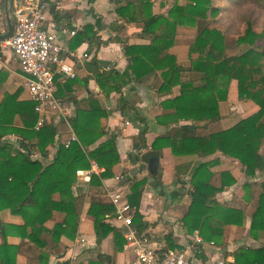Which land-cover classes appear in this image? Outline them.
<instances>
[{
    "label": "trees",
    "instance_id": "trees-1",
    "mask_svg": "<svg viewBox=\"0 0 264 264\" xmlns=\"http://www.w3.org/2000/svg\"><path fill=\"white\" fill-rule=\"evenodd\" d=\"M112 1L116 16L123 23L140 28L141 36L148 44L128 45L123 41L124 56L129 64L121 73L114 70L95 71L94 80L99 89L106 97L112 93L120 94L131 84H145L153 75L159 79L155 87L158 97H165L171 94L173 88L179 87L178 96L161 103L172 113L160 117L159 123L176 125L184 121L190 122V125L155 139L151 151L155 154L163 148H169L174 156L197 155L200 158L220 153L238 163L247 180L242 189L247 194L251 190L259 192V205L251 217L249 228L251 237H256L259 231L264 230V181L250 180L255 177V172H264V51L258 45L264 41V31L257 32L252 21L246 19L241 33L233 37L226 36L224 31L212 27L220 12L213 5L215 0H185L184 5H179L176 0L166 15L153 13L152 0ZM257 2L264 6V0ZM184 29L194 32L188 49L189 67L180 65L173 53L176 39ZM81 39L92 45L95 43V33L91 28H85ZM186 72L194 75V78L188 76L186 81L182 80ZM60 78L57 75L54 80L57 86L55 95L63 99L64 87L69 88L74 80L66 79L59 86ZM231 82L236 84L237 100L253 103L257 112L238 119L225 129L211 130L213 125L223 119L221 109L227 102ZM16 99L14 95H6L0 105V141L10 135L20 138L18 150L0 142V203L7 202L6 207L11 212L21 214L25 219L28 215L29 218L37 215L34 218L37 222L25 220V227L32 228L27 238L37 247L52 251L62 236L73 239L77 232L83 197L76 198L71 191L75 172L89 169V160L95 161L104 171L99 176L91 177L90 187L99 190L101 180L113 178L112 169L119 163V155L113 142L94 146L103 134L100 119L105 117V112L96 100L88 99L86 111L78 110L70 119L77 142L70 143L67 148L65 142H59L53 160L46 164L31 160L20 150L30 149L46 157V149L54 143L57 130L45 124L36 131L34 126L37 116L33 104L29 101L17 102ZM126 107V103H123L121 111ZM16 117L21 127H13ZM138 119L142 122V119ZM207 167L206 163L199 164L190 178V203L180 220L189 234L197 230L200 235L204 232L217 235L222 233L224 227L243 225V213L240 210L221 206L215 201L217 193L236 185V179L229 172L213 175ZM160 179V176L140 180L134 178L130 193L125 197L134 210L132 224L138 233L148 227L138 213L141 195L146 186L161 187ZM54 194L60 196L57 203L51 199ZM4 209L5 206L0 205V211ZM52 211L65 216L63 224L48 232L43 228V222L50 218ZM113 212L110 203L99 198L90 199L87 214L93 222L96 245L113 234L114 247L121 251L125 244L122 235L105 223ZM1 227L5 226L0 222ZM44 233L51 236L43 237ZM159 244L160 248L155 250L159 258L170 250L179 251L170 236ZM15 251L5 242L0 245L1 264H9V255ZM48 257V254L42 253L39 264H48ZM235 261L241 264H264V246L239 250ZM62 264L71 262L67 260ZM89 264H111V260L98 255Z\"/></svg>",
    "mask_w": 264,
    "mask_h": 264
},
{
    "label": "crops",
    "instance_id": "crops-1",
    "mask_svg": "<svg viewBox=\"0 0 264 264\" xmlns=\"http://www.w3.org/2000/svg\"><path fill=\"white\" fill-rule=\"evenodd\" d=\"M20 2L21 0L12 1L13 15ZM153 2L154 0L152 4ZM0 9L3 11L7 27V6L4 0H0ZM88 27L95 33V43L92 45L81 39L82 31ZM42 29L54 34L58 43L67 50L66 62L76 71V77L70 87L63 89V99H58L55 95L56 99L67 109L69 116L64 119L54 115L46 122L57 130L54 143L46 149V157H41L30 149L20 151L25 152L31 160H40L43 164L51 162L59 142L66 143L71 134H74L70 119L78 110L86 111L88 99H93L105 112V117L100 119L103 134L94 146L113 142L119 155V163L112 169L113 178L101 180L99 190L90 187V180L89 182L80 181L75 175V183L71 191L74 197H83V203L79 210L77 232L73 239L62 236L58 246L52 251L48 248L37 247L27 238L32 228L25 227V220L37 222L34 221L37 215L32 218L28 215L25 219L21 214L11 212L6 207L7 202L2 201L0 205H4L5 209L0 211V222L5 227L0 228V245L5 242L16 249L15 253L9 255V264H39V257L42 253L48 254V264H62L67 260L71 264H89L90 261L96 260L98 255L109 257L111 264H133L131 249L122 248L121 251H117L114 247L113 234L103 239L98 246L96 245L93 222L87 214L90 199L99 198L110 203L109 194L116 192L126 197L130 193L129 188L134 178L128 183L124 182L123 178L145 161L147 153H153L151 145L154 140L170 135L177 128L190 125V122L184 121L176 125L159 123L160 117L172 113V110L165 109L161 103L178 96L179 87L173 88L171 94L165 97H158L155 87L158 86L159 79L153 75L143 85L131 84L120 94L112 93L108 97L103 95L94 80V72H108L105 67L119 73L126 69L129 61L124 56L123 41L128 45L148 44V41L141 36L140 28L123 23L116 16L115 4L112 0H49ZM98 43L101 44L97 46ZM173 53L175 54L174 51ZM69 54L74 56H69ZM186 76L182 80L186 81L188 79ZM64 80L66 79L62 77L58 80L59 86L64 84ZM25 83L26 77L21 73L18 63L11 53L5 52L0 63V105L6 95L16 96L17 102H31ZM234 86L233 83V92L236 89ZM232 98H234L233 95ZM228 102L230 101L223 104L221 110L227 106ZM123 103H126L127 107L121 111ZM246 105L247 111L237 116V120L257 112V107L253 103L249 102ZM138 118L142 119V122ZM230 121L224 113L223 119L213 125L211 130L225 129ZM13 127H21L18 117L15 118ZM0 142L18 150L20 138L10 135L2 138ZM154 155L159 158V176L162 186H146L138 207L139 215L148 226L143 233L147 236L150 246L156 247L165 237L170 236L179 251H186L187 259L192 264H210L219 259L235 261V255L239 250H252L264 246V230L259 231L254 238L249 234L251 217L260 201L259 192L251 190L247 194L242 189V185L247 180L238 163L220 153L207 158H200L197 155L174 156L169 148H163ZM204 163L208 165L207 170L211 174L229 172L236 179V185L217 193L215 201L221 206L240 210L243 213L241 227L227 226L220 234L204 232L200 235L197 230L189 234L180 223L190 203L192 193L190 178L198 165ZM116 177H119L120 181L116 180ZM135 178L137 180L151 178V175L144 171ZM250 181H264V172H255V177ZM51 199L57 203L60 196L54 194ZM10 204L13 205V202ZM64 216L63 213L52 211L50 218L43 222V228L51 232L55 226L63 224ZM38 217L41 218V215ZM105 223L121 234L120 230L114 226L112 215L105 220ZM195 233L202 240L200 245L194 243ZM45 236L50 237L51 235L44 233L43 237ZM188 246L191 247L190 251L186 250Z\"/></svg>",
    "mask_w": 264,
    "mask_h": 264
},
{
    "label": "built area",
    "instance_id": "built-area-1",
    "mask_svg": "<svg viewBox=\"0 0 264 264\" xmlns=\"http://www.w3.org/2000/svg\"><path fill=\"white\" fill-rule=\"evenodd\" d=\"M48 1L21 0L14 13L13 35L8 39L0 40V63L5 52L11 53L18 63L21 73L26 77L25 87L37 116L34 126L36 131L41 129L51 116L68 118L67 109L55 97L54 80L57 75L69 80L76 77L74 67L66 62L67 50L58 43L54 34L42 29ZM6 32L4 14L0 9V36L5 35ZM69 56L74 55L69 54ZM105 69L109 70V67H105ZM73 142H77V138L71 134L64 146L67 148ZM89 165V169L75 172L78 180L89 182L93 175L99 176L104 171L93 160H89ZM116 180L120 181V178L116 177ZM108 198L114 208L112 214L114 226L120 230L125 241L123 248L131 249L133 264H192L187 259L186 251L167 252L159 258L155 250L160 248V244L156 247L150 246L147 236L143 232L138 233L134 228L132 224L134 210L126 198L118 192L109 194ZM194 243L196 245L202 243L196 233L194 234ZM186 250L190 251L191 247L188 246ZM210 264L239 263L233 260L219 259Z\"/></svg>",
    "mask_w": 264,
    "mask_h": 264
},
{
    "label": "rangeland",
    "instance_id": "rangeland-1",
    "mask_svg": "<svg viewBox=\"0 0 264 264\" xmlns=\"http://www.w3.org/2000/svg\"><path fill=\"white\" fill-rule=\"evenodd\" d=\"M177 2L179 5H184L186 1L178 0ZM175 3L176 0H154L152 4V11L158 14L166 15L168 10ZM213 5L218 7L220 12L216 17L215 22L212 24V27H216L217 29L224 31L226 36L228 35L229 37H233L236 34L241 33L246 19H250L252 21L254 30L257 32L264 31V6L259 4L257 0H215ZM193 33V30L190 29L181 30L173 47L177 62L184 67H189L188 49L192 41ZM258 45L264 51V41L258 43ZM185 75H187L186 77L189 76L190 78H194V75H191L188 72H186ZM232 83L233 82H231L229 86L227 97V101L230 102H228L227 106L222 110L223 115L225 113V116L227 115V117L231 120L228 123V126L235 123L237 116L247 111L248 107L246 104L249 103L248 101L237 100L236 89L233 92ZM234 85V87H236L235 82ZM232 95L234 98L231 99ZM168 252L173 251L170 250Z\"/></svg>",
    "mask_w": 264,
    "mask_h": 264
},
{
    "label": "water",
    "instance_id": "water-1",
    "mask_svg": "<svg viewBox=\"0 0 264 264\" xmlns=\"http://www.w3.org/2000/svg\"><path fill=\"white\" fill-rule=\"evenodd\" d=\"M12 1L13 0H4L7 6V11H6L7 32L5 35L0 36V40H5V39L10 38L14 32L15 18L12 13ZM144 159L145 161L143 163H141L137 168L133 169L132 171H130L124 176L123 178L124 182H127V183L130 182L131 179L135 178L138 174L144 171L148 172V174L153 177L159 176L160 174L159 158L153 153L149 152L145 155Z\"/></svg>",
    "mask_w": 264,
    "mask_h": 264
}]
</instances>
